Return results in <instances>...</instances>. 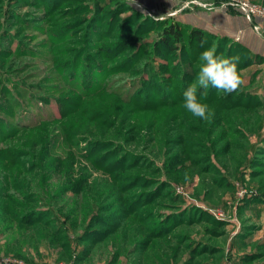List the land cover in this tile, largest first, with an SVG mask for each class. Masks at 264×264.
<instances>
[{
    "label": "rangeland",
    "instance_id": "rangeland-1",
    "mask_svg": "<svg viewBox=\"0 0 264 264\" xmlns=\"http://www.w3.org/2000/svg\"><path fill=\"white\" fill-rule=\"evenodd\" d=\"M166 20L151 0H0V264H264V59L190 24L168 50ZM213 47L242 83L210 87L201 119L183 92Z\"/></svg>",
    "mask_w": 264,
    "mask_h": 264
},
{
    "label": "crops",
    "instance_id": "crops-1",
    "mask_svg": "<svg viewBox=\"0 0 264 264\" xmlns=\"http://www.w3.org/2000/svg\"><path fill=\"white\" fill-rule=\"evenodd\" d=\"M146 2L147 0H130ZM158 12L172 11L173 18L213 34L235 38L255 54L264 57V24L259 30L227 0H151Z\"/></svg>",
    "mask_w": 264,
    "mask_h": 264
},
{
    "label": "clouds",
    "instance_id": "clouds-1",
    "mask_svg": "<svg viewBox=\"0 0 264 264\" xmlns=\"http://www.w3.org/2000/svg\"><path fill=\"white\" fill-rule=\"evenodd\" d=\"M238 57L222 58L216 55L215 48L205 49L199 57L200 68L194 81L183 92V107L195 117L208 119V106L201 102L210 87L230 93L242 81L236 74Z\"/></svg>",
    "mask_w": 264,
    "mask_h": 264
},
{
    "label": "trees",
    "instance_id": "trees-1",
    "mask_svg": "<svg viewBox=\"0 0 264 264\" xmlns=\"http://www.w3.org/2000/svg\"><path fill=\"white\" fill-rule=\"evenodd\" d=\"M185 26H188V25L185 24V23H182V22H180L178 20H174V21L166 20L165 29L163 31L161 44H163L168 50H178V49H180V47L178 46V42H179L178 40H180V38L184 35L183 27H185ZM189 36H190V38L193 41H197V42H200V44H204L205 40H206L205 38H206V36H208V32H206V31H204V30H202L200 28H191ZM239 47L244 49L245 51H247V53L259 56V57L264 59V57H262L259 54L253 53L252 51H250L247 47H245L241 43H239ZM186 74L187 73H184V76H186ZM59 102L63 103L64 101L59 100ZM61 109H62V106H60V104H59L60 112H61ZM71 111H72L71 109H69V110L64 109L60 113V115H61L60 118L67 116V114L70 113ZM37 123H38V120H34L32 122V124H30V125L33 126V125H35ZM30 125L28 127H31ZM24 128H26V127H24ZM4 150H7V149L6 148H1L0 149L1 152L4 151ZM263 196H264V193H258L257 195H253L251 197L252 198L251 200H254V201L256 200L259 203H262V202H264V197ZM179 220L180 219H176V220L173 221V223L175 224V222H177ZM212 221H214V219ZM162 231H164V230H160V231H157V232H154V233L158 234V233H160Z\"/></svg>",
    "mask_w": 264,
    "mask_h": 264
},
{
    "label": "built area",
    "instance_id": "built-area-1",
    "mask_svg": "<svg viewBox=\"0 0 264 264\" xmlns=\"http://www.w3.org/2000/svg\"><path fill=\"white\" fill-rule=\"evenodd\" d=\"M227 5L237 10L259 30L264 24V6L253 0H227Z\"/></svg>",
    "mask_w": 264,
    "mask_h": 264
}]
</instances>
